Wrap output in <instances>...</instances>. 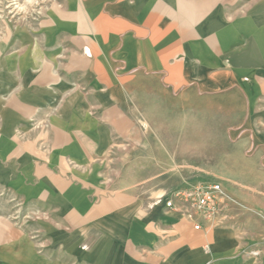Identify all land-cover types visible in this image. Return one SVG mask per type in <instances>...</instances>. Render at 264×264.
Wrapping results in <instances>:
<instances>
[{
    "label": "rangeland",
    "instance_id": "374dc122",
    "mask_svg": "<svg viewBox=\"0 0 264 264\" xmlns=\"http://www.w3.org/2000/svg\"><path fill=\"white\" fill-rule=\"evenodd\" d=\"M137 1L0 0V163L19 173L8 147L31 140L48 155L52 117L72 99L83 114L97 108L87 98L110 97L128 118L125 147L103 158L111 181L151 206L185 184H219L241 205L230 210L247 254L264 264V0H143L144 13L158 10L156 33ZM218 8L221 26L203 35ZM11 180L0 176V225L30 226L37 256L36 227L52 218Z\"/></svg>",
    "mask_w": 264,
    "mask_h": 264
},
{
    "label": "crops",
    "instance_id": "0c3cea01",
    "mask_svg": "<svg viewBox=\"0 0 264 264\" xmlns=\"http://www.w3.org/2000/svg\"><path fill=\"white\" fill-rule=\"evenodd\" d=\"M145 2L137 1L135 15L150 18V33H156L158 10L153 11L151 3V11L144 13ZM121 5L129 11L127 4ZM93 13L97 18L98 11ZM221 15L215 9L210 20L201 24V33L212 36L222 24ZM86 103L97 108L79 114L72 99L52 117L45 140L48 155L37 152L31 140L7 148L21 157V171L15 174L13 166L0 163L2 183L12 182L14 176L17 183L28 186L23 187L24 198L38 192L45 215L52 219L36 227L43 241L37 256L31 253L30 226L24 224L20 230L1 223L0 241L12 259L0 257V264H20V259L30 264H255L247 254L246 229L232 210L225 212L220 223L204 222L195 231L183 215L164 207L165 199L151 206L119 181H111L103 158L112 146L125 147L128 118L111 107L110 97H89ZM135 139L139 141L136 151H145L142 136L135 134Z\"/></svg>",
    "mask_w": 264,
    "mask_h": 264
},
{
    "label": "built area",
    "instance_id": "2783aa9c",
    "mask_svg": "<svg viewBox=\"0 0 264 264\" xmlns=\"http://www.w3.org/2000/svg\"><path fill=\"white\" fill-rule=\"evenodd\" d=\"M241 207L219 184H185L169 194L164 207L183 215L198 231L204 222L220 223L230 207Z\"/></svg>",
    "mask_w": 264,
    "mask_h": 264
}]
</instances>
